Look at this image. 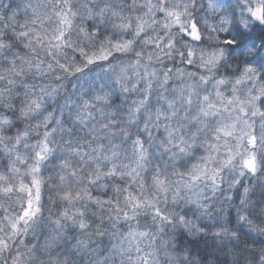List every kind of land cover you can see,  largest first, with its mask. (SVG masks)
I'll return each mask as SVG.
<instances>
[{
  "label": "snow or ice",
  "instance_id": "1",
  "mask_svg": "<svg viewBox=\"0 0 264 264\" xmlns=\"http://www.w3.org/2000/svg\"><path fill=\"white\" fill-rule=\"evenodd\" d=\"M0 264H264V0H0Z\"/></svg>",
  "mask_w": 264,
  "mask_h": 264
}]
</instances>
